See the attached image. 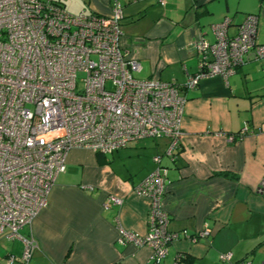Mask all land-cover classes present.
Listing matches in <instances>:
<instances>
[{"label": "crops", "instance_id": "crops-1", "mask_svg": "<svg viewBox=\"0 0 264 264\" xmlns=\"http://www.w3.org/2000/svg\"><path fill=\"white\" fill-rule=\"evenodd\" d=\"M50 1L71 14L111 10V0ZM119 2L123 53L138 60L139 79L156 74L183 84L198 71L192 44L200 38L213 42L212 26L224 19L232 37L255 15V38L264 44V0ZM184 94L173 160L163 155L165 138L133 142L103 157L88 149L68 152L47 205L20 232L37 245L26 264H154L149 247L117 241L116 220L139 235L147 232L149 200L134 188L155 169L156 154L167 168L162 196L167 229L194 234L204 225L210 228L195 242L172 241L163 264H228L218 259L223 252H231L233 262L264 264V195L257 191L264 180V58L244 61L227 77H202ZM109 195L122 198L121 205L105 207ZM22 251L21 240L0 238V264ZM181 256L188 260L180 262Z\"/></svg>", "mask_w": 264, "mask_h": 264}, {"label": "built area", "instance_id": "built-area-1", "mask_svg": "<svg viewBox=\"0 0 264 264\" xmlns=\"http://www.w3.org/2000/svg\"><path fill=\"white\" fill-rule=\"evenodd\" d=\"M122 17L119 0H111L108 15L71 14L50 0H0V238L23 243L22 254L8 256L6 264L31 258L36 242L20 232L47 205L71 149L107 154L165 138L163 155L173 160L182 135L184 90L195 88L202 77H227L244 61L264 58L255 15H248L232 37L224 19L212 26L213 42L200 38L192 44L198 71L183 84L156 74L139 79L134 76L138 60L123 53ZM161 158L153 156L155 169L134 188L149 200L147 232L129 231L115 219L117 241L149 247L154 264H163L172 241L195 242L210 233L207 225L194 234L167 229L162 205L167 168ZM257 191L264 195V180ZM121 203L109 195L105 207ZM218 259L252 264L233 262L231 252L219 253Z\"/></svg>", "mask_w": 264, "mask_h": 264}, {"label": "trees", "instance_id": "trees-1", "mask_svg": "<svg viewBox=\"0 0 264 264\" xmlns=\"http://www.w3.org/2000/svg\"><path fill=\"white\" fill-rule=\"evenodd\" d=\"M178 153H179V150H178ZM97 155H98V157H103V155L101 154V153H97ZM188 260V258H183L182 256H181V258H180V262H182V261H184V262H186Z\"/></svg>", "mask_w": 264, "mask_h": 264}, {"label": "rangeland", "instance_id": "rangeland-1", "mask_svg": "<svg viewBox=\"0 0 264 264\" xmlns=\"http://www.w3.org/2000/svg\"><path fill=\"white\" fill-rule=\"evenodd\" d=\"M158 140H163V139H158Z\"/></svg>", "mask_w": 264, "mask_h": 264}]
</instances>
